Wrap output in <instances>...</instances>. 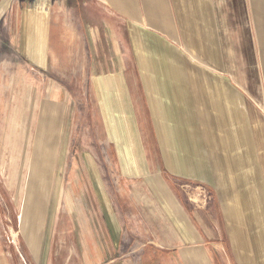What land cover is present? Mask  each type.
Returning a JSON list of instances; mask_svg holds the SVG:
<instances>
[{
    "label": "crops",
    "instance_id": "1",
    "mask_svg": "<svg viewBox=\"0 0 264 264\" xmlns=\"http://www.w3.org/2000/svg\"><path fill=\"white\" fill-rule=\"evenodd\" d=\"M90 1L120 55L91 78V95L102 98L97 112L105 114L106 141L117 150L122 219L110 204L120 198H109L100 179L65 186L67 203L81 204L83 194L96 199L94 215L68 217L60 231L53 224L36 228L27 245L32 264H53L54 250L66 264H115L125 240L150 231L157 253L210 264L225 252L220 235L167 184L206 186L224 216L225 207L234 208L238 177L256 174L264 182V0ZM1 20L2 14L0 27ZM94 28L99 32L100 24ZM74 176L82 178L83 170ZM235 241L247 251L222 264H264L263 231L241 229ZM0 264H10L1 246Z\"/></svg>",
    "mask_w": 264,
    "mask_h": 264
},
{
    "label": "rangeland",
    "instance_id": "2",
    "mask_svg": "<svg viewBox=\"0 0 264 264\" xmlns=\"http://www.w3.org/2000/svg\"><path fill=\"white\" fill-rule=\"evenodd\" d=\"M91 2L0 0V246L10 264H32L27 245L36 228L53 224L60 231L68 217L74 221L77 215H94L96 199L83 194L87 197L81 204L67 203L65 186H95L100 179L108 197H118L117 150L106 141L105 114L97 112L102 98L91 95V78L108 67L105 62L120 55L112 34L103 26L106 18L91 9ZM97 24L99 32L94 28ZM61 85L67 97L59 90ZM259 131L264 173V141ZM110 133L113 139L116 133ZM80 170L83 177L76 179L74 173ZM237 180L234 208L225 207L224 216L206 186L174 180L167 184L185 209L203 212L220 235L225 252L210 264H222L227 258L232 263L236 254L247 251L235 241L241 229L247 234L264 233L262 176L244 174ZM248 201L250 207H245ZM123 203L122 198L110 199L120 220ZM99 206L106 203L101 201ZM232 217L236 222L230 223ZM257 221L262 224L258 226ZM135 235L122 243L115 264H187L184 255L172 259L170 252L157 253L150 247L153 232ZM144 240L149 243L143 249ZM255 252L251 248L247 253ZM57 253L54 250L53 264H66L67 256ZM197 259L192 264H199ZM255 260L258 263V253Z\"/></svg>",
    "mask_w": 264,
    "mask_h": 264
},
{
    "label": "bare ground",
    "instance_id": "3",
    "mask_svg": "<svg viewBox=\"0 0 264 264\" xmlns=\"http://www.w3.org/2000/svg\"><path fill=\"white\" fill-rule=\"evenodd\" d=\"M28 105H29V103H28ZM24 110V109H23ZM7 135V134H6ZM20 135V134H19ZM26 158V157H25ZM13 182V181H12Z\"/></svg>",
    "mask_w": 264,
    "mask_h": 264
}]
</instances>
